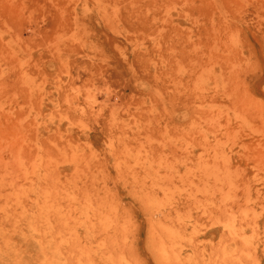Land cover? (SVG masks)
<instances>
[{
	"label": "rangeland",
	"instance_id": "1",
	"mask_svg": "<svg viewBox=\"0 0 264 264\" xmlns=\"http://www.w3.org/2000/svg\"><path fill=\"white\" fill-rule=\"evenodd\" d=\"M202 68L222 74L221 92L196 87ZM189 101L201 123L206 105L215 106L211 140L219 126L224 136L237 132L229 164L243 183L235 182L231 207L215 208L234 219L199 213L164 223L175 205H163L150 181L182 174L201 151L174 129L192 122ZM92 176L129 223L73 228L64 264H117L119 253L121 264H264V0H0L5 190H39L46 180L59 190L65 179L80 189ZM144 194L156 201L149 210ZM242 194L245 218L234 213ZM6 195L0 190V204ZM33 207L31 194L8 204L0 227L5 213ZM23 226L8 237L26 264H41L36 243L20 238Z\"/></svg>",
	"mask_w": 264,
	"mask_h": 264
},
{
	"label": "bare ground",
	"instance_id": "2",
	"mask_svg": "<svg viewBox=\"0 0 264 264\" xmlns=\"http://www.w3.org/2000/svg\"><path fill=\"white\" fill-rule=\"evenodd\" d=\"M229 41L233 43L234 37L230 36ZM226 61L230 63L231 60L227 59ZM200 70L199 77L197 76L195 79L196 87L204 89L212 84L216 93L221 92L225 84L222 74L209 68ZM201 102L205 103L203 97ZM234 108L236 107L234 106ZM192 109V103L189 101L188 105L184 107V112L187 117L189 114L192 121L188 127L185 129L174 127V129L179 132L180 137L188 138L190 142L200 148L199 155L192 154L189 157L188 164L182 174L165 176V178L155 177L150 181L152 187L162 188L160 200L163 205H175V212L167 214L164 223L191 221L199 213L203 214L200 220H212L215 223L224 217L225 219H234L232 214H222L223 212L221 213L218 207L217 211L215 208L217 205L231 207L234 204V195H236H233L235 184L238 181L243 183L241 180L242 170L240 172L232 171L229 164L233 149H229L228 145L236 139L237 132L224 136L219 126L216 133L220 137L215 141L211 140L208 129L217 127L215 124L217 120L213 114L215 106L210 103L203 109V114H205L203 123L193 120ZM162 111L163 115L167 117L171 115L170 118L174 119L167 106H164ZM231 114L234 121H237L236 128L239 130V113L232 111ZM167 128L168 126H165L162 129L164 135L168 133ZM234 144H236V140ZM96 178L97 176L88 178V181L81 184L80 189L77 187L76 181L69 182L65 179L58 184L61 188L60 191L57 189L56 183L48 180L40 185L39 190L32 186L16 191L9 188L5 190L4 181L0 180V190L3 189L7 193L6 200L0 204V211H4L8 204L19 206L24 195L31 194L34 203L30 213L4 214L8 223L0 227V264H26L23 256L16 252L18 247L10 241L7 233L24 231L23 228H18L20 223H23V227L28 231V235H22L20 238L22 240L31 239L36 243L40 250L36 260L41 264H64L63 254L60 253V250L69 242L70 232L73 228L116 225H121L123 228L124 225H128L125 210L120 207L110 190L105 187L96 188L93 185L98 181ZM9 185L10 183L7 186ZM144 196L143 201L147 204V210L150 209V206L156 205L152 196L147 194ZM240 198L241 204L234 213L239 218H245L243 194ZM63 203H65L64 206ZM54 229H58V231L54 232ZM226 232L229 235L237 233L231 224H227ZM164 234L166 233L164 232ZM244 244L246 245V242ZM92 256L93 261L98 257L97 253L93 255L88 252L87 257L91 258ZM116 257L117 264H121L124 260L123 253L117 254Z\"/></svg>",
	"mask_w": 264,
	"mask_h": 264
}]
</instances>
